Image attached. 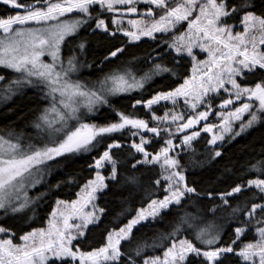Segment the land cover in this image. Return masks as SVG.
<instances>
[{
  "label": "snow or ice",
  "instance_id": "obj_1",
  "mask_svg": "<svg viewBox=\"0 0 264 264\" xmlns=\"http://www.w3.org/2000/svg\"><path fill=\"white\" fill-rule=\"evenodd\" d=\"M0 4L12 13L0 16V69L19 74L3 91L26 84L40 89L48 100L36 118L34 126L44 133L36 142L22 143L11 132L0 135V264H192L193 259L197 264H222L226 254L236 255L243 264H264V156L247 164L238 177L240 182L217 191L190 181L177 151L194 152L193 142L201 132L212 133L207 140L211 151L206 150L205 155L216 159L223 154L220 149L226 135L235 139L264 123V7L257 11L256 0H0ZM184 24L187 27L179 31L178 26L183 28ZM82 28L109 41L116 40L118 34L125 38L118 41L120 46L107 45L99 61L101 66L123 55L125 43L144 37L158 41V47L166 45L159 51L153 49L156 55L148 57L161 63H153L139 76L131 68L117 67L94 82L73 79L81 67H95L78 59L76 49L82 55L87 47L84 38L69 48L66 58L62 54L69 38ZM158 34H170V39ZM197 49L201 55L206 54L204 59H198ZM168 57L171 68L163 62ZM186 59L191 62L190 75L180 71ZM163 73L181 82L167 91H156L148 99H136L131 105L134 110L137 106L144 108L150 120L110 105L115 120L90 122L87 114L109 105V96L142 90ZM256 73L260 78L250 82L247 77ZM5 79L0 72V82ZM222 93L227 98H222ZM217 99L219 105L215 104ZM161 102H169L172 107H165L163 114L157 115L154 109ZM234 102H240L239 106L230 107ZM214 107L220 109L214 113L220 117L219 124L206 122ZM202 121L203 128L195 130ZM237 122L238 130L233 126ZM125 131L127 137L122 136ZM177 133L181 134L179 145L173 140ZM113 134L122 138L112 139ZM156 137L164 140L163 146L149 151ZM108 140L111 142L106 143ZM93 151L97 155L88 169L94 174L85 177L82 184L73 175L52 186L79 184L76 199L57 198L46 227H32L17 237L5 221L28 212L31 215L26 219L33 220L36 205L47 192L30 197L28 189L41 183L38 177L45 171L51 173L49 162ZM204 162L199 163L202 166ZM128 166L132 170L159 168L150 187L143 189L146 203L142 201L143 206L127 223L108 230L101 246L82 250L79 241L87 239L89 227L97 225L105 214V208L96 203L98 196L110 185L119 190L143 187L140 176L121 172ZM248 175L251 178L245 180ZM242 191L251 192V197L236 206L230 204V199ZM158 192L163 195L158 196ZM135 194L129 192V196ZM249 199L258 202L249 207ZM201 200H208L210 206H202ZM126 201L124 198L122 203ZM189 205L195 208L194 213L185 210ZM221 208L230 209L228 220H238L241 215L245 218L238 220L235 238L226 244L221 243L222 227H198L194 223L206 214L215 216ZM172 210L182 214L170 221V232H159L151 244L140 242L134 248H125L132 241L135 226L163 220L164 213ZM189 228L194 229L192 238L180 235ZM249 230H253L255 239L235 247ZM162 243H167L162 255H144Z\"/></svg>",
  "mask_w": 264,
  "mask_h": 264
},
{
  "label": "trees",
  "instance_id": "obj_2",
  "mask_svg": "<svg viewBox=\"0 0 264 264\" xmlns=\"http://www.w3.org/2000/svg\"><path fill=\"white\" fill-rule=\"evenodd\" d=\"M138 7H144L139 5ZM264 4H261V0H256V10L259 11ZM12 14L10 10L0 4V16ZM71 16V14H67ZM186 28L178 27L179 31H183ZM175 34V31L172 33ZM164 40L170 39V34H158ZM87 40V47L85 52L80 55L79 49H76L78 59L85 64L94 63L95 67L89 68L87 66L81 67L78 75H74L73 79H81L85 83L94 82L97 79L103 77L105 73H108L111 69L117 67L131 68L139 76L144 71H147L152 67L153 63H161L160 60L149 59V56L154 57L156 51L160 48H165L166 45L160 44L158 47V41H153L151 38L144 37L141 41L125 43L126 50L123 55L118 58L112 59L106 65L101 66L99 61L106 54V47L109 44H115L120 46L118 41H125L122 34H118L116 40L109 41L97 35H92L89 29L82 28L79 33L69 38L68 42L62 48V54L66 58L70 52L69 48L74 47L79 43L80 39ZM44 59H50L45 56ZM171 58L168 57L163 61L167 67L171 68L173 65L170 62ZM184 67L180 69L181 72L190 75L191 62L190 59L184 60ZM102 67V71L99 69ZM0 72L6 76V79L0 82V135H7L8 132L13 133L14 136H19L22 143H28L29 140L36 142V138L44 134L41 129H37L34 125L36 118L40 115V112L47 106L48 100L43 98V93L40 89L26 85H14L11 91H3L4 87L8 84L9 80L19 78V74L12 70H2ZM260 73L247 77L250 82H254L259 79ZM181 81L175 77H170L169 74L163 73L155 76L152 81H149L142 90H133L129 93H121L115 96H109V105H102L98 107V110L93 113H88V118L96 123H105L109 120H115L117 117L112 112L111 106H115L126 112L135 111L142 118L150 120V113L137 106L134 110L131 105L136 99H148L156 91H167L171 87H175L177 83ZM7 97V98H5ZM166 105L160 104L154 109L157 115H162ZM247 119V114L243 117ZM234 128L239 129V123L234 124ZM150 126L151 123H150ZM151 135V134H150ZM181 134L177 133L176 137ZM123 137L128 136V132L125 131L122 134ZM121 134H113L112 139H121ZM166 138V137H165ZM211 138L208 133L201 134L196 141L193 142V149L195 151H179L180 160L183 165L186 166V177L190 181H195L200 188L215 189L217 191H226L235 183L240 182L238 177L245 172L247 164L261 159L264 156V123L258 126H253L247 131L241 133V135L230 139L228 135L225 136V140L222 142L221 147L222 156L216 159H211L209 155H205L206 150L211 151V147L207 145V140ZM178 141V139H177ZM111 142L110 140L106 141ZM164 140L156 137L153 139L149 151H156L163 145ZM103 151V148H100ZM127 151V149L125 150ZM97 152L85 154L67 155L63 158H58L55 163L49 162L51 173L44 172L40 177L41 183L31 190V196L35 197L39 193L47 192V195L42 197L36 205V213L31 222L26 219V216L31 215V212L22 216L9 217L5 223L9 224L15 231L17 237L24 231L31 230L32 227H45L48 219V214L52 208L55 207V200L57 198L64 200H72L76 198V193L79 191V184L61 183L59 188L52 187L57 181H67L69 176H78L79 183L82 184L85 177H88L93 172H89L88 165L92 163L93 156H96ZM139 159V157H137ZM200 161H205L203 165H200ZM231 170V171H227ZM124 175H137L140 176L143 187L140 189H133L131 186L126 187L123 190H119L116 185H110L109 189L104 192L102 196H98L97 203L100 207L105 208V214L101 217V220L95 226H90L87 232V239H81L79 241L82 250H90V248L99 247L105 242L107 231L112 227H118L136 214V209L143 206L142 201L146 203L147 196L144 192V188L150 187V181L156 179L159 168L158 167H138L132 170L130 166L121 169ZM105 174H107L105 172ZM251 178V175L244 176V179ZM121 179H123L121 177ZM129 192H135V195L129 196ZM158 196H162L163 192H158ZM252 193L249 191H242L240 194H235L234 198L230 199V204L236 206V204L243 203L245 198L251 197ZM127 198L125 203L122 200ZM258 202V200H248L250 207L251 203ZM199 203L202 206H210L208 200H201ZM215 203L219 204L220 201L216 200ZM124 212V215L117 216L118 213ZM186 211L190 213L195 212V208L189 205ZM230 209L221 208L215 216L206 214L202 219L196 220L194 223L198 227H207L210 225L220 226L223 228L222 232V244H226L230 239H234V228L240 226L238 220H244L241 215L238 220H228V212ZM182 212L175 210L164 213L163 220L157 219L156 222L141 223L134 227L133 237L130 244H125V248H134L137 243L147 242L151 244L153 238L158 235L159 232H170V221L181 215ZM188 226L185 225V228ZM194 229L189 228L187 231H182L181 236H188L192 238ZM255 236L253 230H249L248 234L243 236L242 241L238 242L235 247H239L240 243L254 240ZM16 242H19L18 240ZM76 243V242H74ZM167 243H162V246L146 250L144 255H162L163 247H166ZM222 259V264H243V261L234 254H226ZM192 264H197L195 259L192 260Z\"/></svg>",
  "mask_w": 264,
  "mask_h": 264
},
{
  "label": "rangeland",
  "instance_id": "obj_3",
  "mask_svg": "<svg viewBox=\"0 0 264 264\" xmlns=\"http://www.w3.org/2000/svg\"><path fill=\"white\" fill-rule=\"evenodd\" d=\"M157 14H159V13H157ZM130 18H134V16H132V17H130ZM178 27H179V26H178ZM186 27H187V25H186ZM237 30H242V29H241V28H238ZM195 52H196V55H197L198 59H204V58H205V55H206V54L201 55L198 49L195 50ZM190 74H191V73H190ZM74 75L77 76L78 73L73 74V76H74ZM222 96L225 97V96H227V94L222 93ZM242 99H243V98H242ZM217 100H219V99H217ZM217 100H216V101H217ZM216 101H215V102H216ZM241 102H242V101H241ZM239 103H240V102H237V103L235 104V106H239ZM161 104L166 105L167 108H171V107H172V105H171L169 102H161ZM235 106H234V107H235ZM99 107H100V106H99ZM180 108L182 109V105L180 106ZM219 110H220V109H217V108L214 107V109H213V113H210L209 118L207 119L206 122H207V123H212V124H219L220 117H217V116L214 115V113H215L216 111H219ZM245 115H246V114H245ZM203 124H204V122L202 121L200 124L194 126V129L197 130V131H199L201 128H203ZM233 126H235V125H233ZM187 131H188V130L185 131V134H187ZM214 131H217V130L214 129ZM203 133H205V132H201V134H203ZM208 134L212 135V133H208ZM149 135H150V134H149ZM137 139H138V138H137ZM177 139H178V141H177ZM173 140H174V143H175V144H177V145L180 144V140H179L178 137H174ZM162 146H163V145H162ZM177 151L179 152V151H181V149L178 148ZM105 175H107V174H105ZM38 179H40V177H38ZM31 190H32V188H29V189H28V195H29V196H31V194H30V193H31ZM75 199H76V198H75ZM97 199H98V198H97ZM96 203H97V201H96ZM97 204H98V203H97ZM46 226H47V224H46ZM46 226H45V227H46ZM15 242H16V241H15Z\"/></svg>",
  "mask_w": 264,
  "mask_h": 264
},
{
  "label": "flooded vegetation",
  "instance_id": "obj_4",
  "mask_svg": "<svg viewBox=\"0 0 264 264\" xmlns=\"http://www.w3.org/2000/svg\"><path fill=\"white\" fill-rule=\"evenodd\" d=\"M141 8H143V7H141ZM222 98H227V96H225V97L222 96ZM219 102H220V101L217 100V101L215 102V104H216V105H219ZM236 103H237V102H234L233 106H230V107H234ZM215 108L219 109L218 107H215Z\"/></svg>",
  "mask_w": 264,
  "mask_h": 264
}]
</instances>
